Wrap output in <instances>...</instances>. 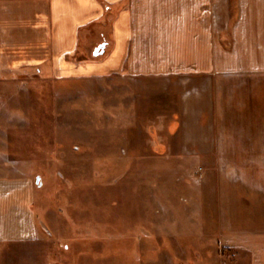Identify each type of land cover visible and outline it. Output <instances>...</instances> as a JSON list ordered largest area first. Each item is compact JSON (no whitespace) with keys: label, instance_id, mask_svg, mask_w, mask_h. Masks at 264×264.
Instances as JSON below:
<instances>
[{"label":"crops","instance_id":"1","mask_svg":"<svg viewBox=\"0 0 264 264\" xmlns=\"http://www.w3.org/2000/svg\"><path fill=\"white\" fill-rule=\"evenodd\" d=\"M94 34L103 57L70 60ZM13 46L61 74L129 77L126 131L214 165L216 236L264 264V0H0V58ZM17 182L0 179V244L34 238Z\"/></svg>","mask_w":264,"mask_h":264},{"label":"rangeland","instance_id":"2","mask_svg":"<svg viewBox=\"0 0 264 264\" xmlns=\"http://www.w3.org/2000/svg\"><path fill=\"white\" fill-rule=\"evenodd\" d=\"M87 39L67 58L101 59V37ZM13 47L0 58V179L29 189L35 234L0 244V264H250L216 236L214 165L151 154L126 131L129 77L61 74Z\"/></svg>","mask_w":264,"mask_h":264},{"label":"water","instance_id":"3","mask_svg":"<svg viewBox=\"0 0 264 264\" xmlns=\"http://www.w3.org/2000/svg\"><path fill=\"white\" fill-rule=\"evenodd\" d=\"M104 46H105V43L103 42L97 45L93 50V55L101 54L104 50Z\"/></svg>","mask_w":264,"mask_h":264}]
</instances>
